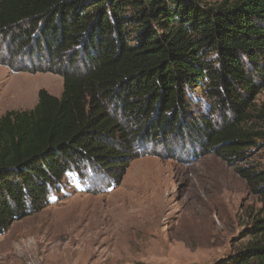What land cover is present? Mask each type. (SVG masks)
<instances>
[{"label": "trees", "instance_id": "trees-1", "mask_svg": "<svg viewBox=\"0 0 264 264\" xmlns=\"http://www.w3.org/2000/svg\"><path fill=\"white\" fill-rule=\"evenodd\" d=\"M0 34L12 57L64 66L61 96L42 88L0 116V233L71 166L106 170L178 137L247 180L262 207L226 264H264V167L249 162L264 140V0H0Z\"/></svg>", "mask_w": 264, "mask_h": 264}, {"label": "rangeland", "instance_id": "rangeland-1", "mask_svg": "<svg viewBox=\"0 0 264 264\" xmlns=\"http://www.w3.org/2000/svg\"><path fill=\"white\" fill-rule=\"evenodd\" d=\"M9 41L0 34V116L33 109L42 88L61 96L63 60L14 58ZM255 151L264 167V140ZM128 154L127 167L71 166L44 207L0 233V264H226L252 240L262 205L236 166L178 137Z\"/></svg>", "mask_w": 264, "mask_h": 264}]
</instances>
